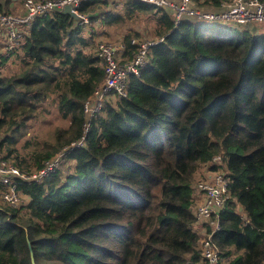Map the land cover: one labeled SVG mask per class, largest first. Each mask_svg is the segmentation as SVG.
Returning <instances> with one entry per match:
<instances>
[{"label":"trees","instance_id":"16d2710c","mask_svg":"<svg viewBox=\"0 0 264 264\" xmlns=\"http://www.w3.org/2000/svg\"><path fill=\"white\" fill-rule=\"evenodd\" d=\"M125 1L119 13L102 0L78 11L106 27L147 15L163 39L67 151L65 170L18 180L17 207L0 201V264H205L193 213L203 166L228 177L220 250L229 264H264V32L251 23L233 38L222 34L232 25L191 17L174 25L166 8ZM194 1L215 10L227 0ZM91 33L55 10L0 53V156L19 170L82 136L83 103L103 81ZM132 38L139 32L122 36L125 59ZM52 111L66 125L25 138Z\"/></svg>","mask_w":264,"mask_h":264},{"label":"built area","instance_id":"2783aa9c","mask_svg":"<svg viewBox=\"0 0 264 264\" xmlns=\"http://www.w3.org/2000/svg\"><path fill=\"white\" fill-rule=\"evenodd\" d=\"M89 0H23L20 13H0V38L6 34L7 50L17 45L22 37V31L40 16L47 15L55 10H62L69 5L77 14L79 25L89 27L90 20L85 14L79 13L80 5ZM105 8L110 9L115 0H102ZM166 8L172 12V22L177 25L184 17H191L197 22H216L229 25L264 24V0H227L215 10H205L197 6L194 0H131ZM91 32V31H90ZM159 38H132L131 44L137 46L136 52L129 59L123 58L125 43L123 41H99L95 45V54L100 59L103 69V81L83 103V134L79 140L63 147L54 153L38 170L21 171L9 159L0 156V184L5 190L0 192V201L17 207L22 202V196L16 189L18 180H41L49 172L61 167L68 150L80 146L90 128L92 120L101 112L106 100L112 96L125 97L128 79L131 75H138L140 69L147 62V55L151 47ZM121 57V58H120ZM123 58V59H122ZM219 161V156L213 158ZM228 177L225 171L211 172L206 179L196 184V205L193 213L196 219L197 233L199 235V250L205 264H229V259L214 240V234L220 230L217 218L218 212L223 208L227 195Z\"/></svg>","mask_w":264,"mask_h":264},{"label":"rangeland","instance_id":"374dc122","mask_svg":"<svg viewBox=\"0 0 264 264\" xmlns=\"http://www.w3.org/2000/svg\"><path fill=\"white\" fill-rule=\"evenodd\" d=\"M8 1V10L9 13H20L22 11V2L23 0H7ZM125 0H115V4L113 5L112 8L108 10H112L114 13H119L122 11V6L125 3ZM153 21H151V18L147 15H136L132 20H124L120 24H115L109 27L102 26L99 24V22L94 21L91 23L89 27H86L87 32H93L91 35L85 34V37L89 39V48L92 50L95 48V45L99 41H113V42H119L122 41V36L132 30H136L139 32L140 39L144 37H152L151 32V27H152ZM236 26V25H234ZM238 26V25H237ZM243 25H240L238 27H233V26H228L225 25V27L222 29L223 35L225 36H232L233 38L236 37L241 31L240 28H242ZM252 29V28H251ZM253 30H257L259 32H264V24H258L254 27ZM232 34V35H231ZM153 38V37H152ZM8 41V37L6 34H4L0 38V53H4L7 48L4 44H6ZM47 121L43 124H35V129L34 128H29V132L25 136V138H28L32 136L33 134H37L38 137L44 136L47 132H49L55 125H62L65 126L66 122L63 121L61 122L57 115L55 114L54 111H52L51 114L47 117ZM23 140V139H22ZM19 143V145L22 143ZM63 168L64 170L66 169L65 164ZM206 167L203 166L201 169H199V176L198 179L202 180L204 175L206 174ZM208 174H206L207 176Z\"/></svg>","mask_w":264,"mask_h":264},{"label":"water","instance_id":"95a60500","mask_svg":"<svg viewBox=\"0 0 264 264\" xmlns=\"http://www.w3.org/2000/svg\"><path fill=\"white\" fill-rule=\"evenodd\" d=\"M62 11L65 12V13L70 14L75 20H77V18H78V17H77V14L74 13V12L71 10V8H70L69 5L64 6L63 9H62ZM29 246H30V244H29ZM30 253H31V250H30ZM31 259H32V258H31ZM32 262H33V259H32Z\"/></svg>","mask_w":264,"mask_h":264},{"label":"crops","instance_id":"0c3cea01","mask_svg":"<svg viewBox=\"0 0 264 264\" xmlns=\"http://www.w3.org/2000/svg\"><path fill=\"white\" fill-rule=\"evenodd\" d=\"M121 58V57H120ZM123 59V58H122Z\"/></svg>","mask_w":264,"mask_h":264},{"label":"bare ground","instance_id":"6f19581e","mask_svg":"<svg viewBox=\"0 0 264 264\" xmlns=\"http://www.w3.org/2000/svg\"><path fill=\"white\" fill-rule=\"evenodd\" d=\"M84 14V13H83Z\"/></svg>","mask_w":264,"mask_h":264}]
</instances>
